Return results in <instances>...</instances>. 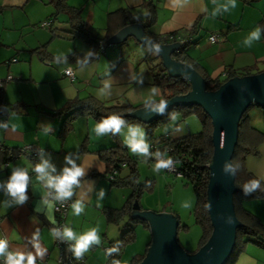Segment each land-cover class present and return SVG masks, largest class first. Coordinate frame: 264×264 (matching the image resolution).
I'll return each mask as SVG.
<instances>
[{"label":"crops","instance_id":"obj_1","mask_svg":"<svg viewBox=\"0 0 264 264\" xmlns=\"http://www.w3.org/2000/svg\"><path fill=\"white\" fill-rule=\"evenodd\" d=\"M63 2L75 15L66 7L57 8L51 0H0V79L9 75L12 77L4 83L2 90L8 114L0 116V123L6 122L8 128L0 127V143L11 147L38 146L41 153L35 163L39 162L42 155L55 166L56 172L53 175L60 173L67 164L65 155L86 168L85 176L80 178V186L73 189L71 204L60 231L65 226L70 227L77 235L97 230L100 243L90 246L82 255L83 262L107 264L104 248L110 242L120 239L122 230L121 225L108 220L105 209L121 208L131 193L124 190L126 186L112 185V174L106 176L107 166L98 151L108 149L117 142L126 148L125 152L129 157L135 159V156H132L123 143L126 127L118 133L117 140L110 134L98 137L93 131L98 122L93 115L79 114L68 118V113L63 109L72 100L86 98L91 103L97 102L105 106L132 105L142 108L145 97L126 99L124 92L130 90L131 95L133 86L136 88L147 83L154 84L153 77L152 81L148 78L149 66L140 68L137 64L138 59L148 63L145 58L152 54H148V48L134 36L128 35L124 40L109 42L104 47L101 43L124 26L139 23L145 34L150 33V36L156 37V41L150 39L159 44L182 42L190 38L191 42L186 44L188 57L185 60L203 77L224 80L232 70L238 76H242L245 70L253 74L260 73L264 71V35L261 28L259 41L253 40L251 46H247L244 40L257 26L260 27L264 17V0H236V6H229L227 12L222 7L227 0H190L187 5L177 8L169 0ZM147 6L153 9L154 17L148 28L145 27ZM215 8L219 12L213 14ZM123 9L133 13L132 21L120 26L121 18L115 19V22L112 19V24L115 23L112 30L115 31L107 35L106 28L111 13ZM74 17L100 42L99 56L87 63H77L78 55L90 53L92 46L82 35H72L71 20ZM45 22L46 26L43 25ZM211 34H216L218 40L209 41ZM37 48L42 49L35 52ZM133 53L134 56L131 55ZM173 54L172 58L175 59ZM13 58L16 60L11 61ZM68 68L74 71V79L63 76V71ZM141 79L143 83H140ZM105 84L111 87L105 88ZM161 97L159 91L156 99ZM65 122L69 124L66 128L63 126ZM134 124L144 128L140 123ZM48 125L51 127L45 133L44 127ZM256 129L264 132V126H257ZM33 164L28 156L16 159L7 170L0 164V238H7L10 251L35 252L33 238L37 234L35 239L46 250L44 257H38L37 260L41 259L45 264H57V238L75 241L63 237L53 238L51 235L50 230L56 229L58 216L53 207L55 223L46 217L47 209L42 200L52 199V196L46 197L48 190L44 188L42 181L36 179V174L32 171ZM244 165L247 171L264 182V141L259 146L258 154L248 156ZM13 167L26 168L30 175L26 192L28 198L23 203H17L2 186ZM126 174L127 169L122 168L118 175L123 178ZM101 188L105 190V194L98 200ZM78 200L84 205L79 216L70 207ZM38 204L40 211H36ZM241 206L258 217L264 228V198L243 200ZM126 217L128 216L121 219V223ZM123 251L119 256L120 263ZM136 256L139 254L133 257ZM252 261L264 264V246L247 243L234 264H251Z\"/></svg>","mask_w":264,"mask_h":264},{"label":"trees","instance_id":"obj_2","mask_svg":"<svg viewBox=\"0 0 264 264\" xmlns=\"http://www.w3.org/2000/svg\"><path fill=\"white\" fill-rule=\"evenodd\" d=\"M63 0H51L53 4L57 8L66 7L72 15H75V12L66 6ZM153 7V6H152ZM148 15L147 22L145 27H149L153 21V9L151 6H147ZM133 17V13L130 10H117L110 15L109 25L106 28V34L109 35L113 33L115 30L113 29L112 19L115 22V19L121 18L122 21L119 23L120 26L131 22ZM72 23V35H82L88 43L91 44L92 50L90 53L78 55L77 59L81 63H87L99 56V40L94 37L91 32L84 28L82 22L76 20L75 17L71 20ZM118 28V27H117ZM116 28V29H117ZM260 28L264 35V17L260 22ZM149 38L153 40H157V38H153L150 36V33L147 34ZM191 39L188 38L186 42L182 43L179 50L174 52L175 59L181 62H184L194 68L189 62H186L187 52V43H190ZM42 49V48H41ZM40 48L35 49V52H40ZM43 51V50H42ZM105 51L103 52V54ZM15 59V58H14ZM149 66L150 73L153 77L154 86L158 87L161 91L163 99H168L176 95H184L186 94L190 86L189 84L181 78H171L168 77L165 73V69L160 64L161 62H156L152 56H147L145 58ZM160 62V63H159ZM195 69V68H194ZM196 70V69H195ZM197 71V70H196ZM198 72V71H197ZM199 73V72H198ZM248 70H245L241 75H252ZM257 74V73H256ZM226 78L224 80H212L210 78H206L201 76L206 83L207 91H214L219 88L221 84L227 81L230 78L238 76L236 71H229L226 74ZM63 76H65L63 74ZM3 98V96H2ZM89 99H75L68 102L67 106L63 109L66 113H68V118H74L79 114H91L93 115L97 121L101 120L103 117H106L110 114H118L122 116L129 124L140 123L146 129V135L148 143L150 144L149 151H157L159 150L162 154L166 153L164 156L172 157L173 160L178 161L176 164L177 171L182 174V178L187 179L192 185L195 192L196 197V205L194 209V215L196 222L202 228V237L199 241V247L205 244L212 232V226L210 223V219L207 212V202H206V189L209 178V168L206 166L207 163L211 162L213 147L211 143L212 136V125L210 118L204 113L201 107L197 105L191 106H177L171 108L164 114L161 118L151 121L149 123L141 122L137 119L128 117L127 114L137 107L132 105H118V106H105L101 103H91L88 101ZM252 107L249 106L247 110L242 114V117L238 123V132H237V143L234 148V154L232 157V163L234 168H236L237 164L240 165L238 171L235 174V186L237 187V191L233 194V204L234 210L237 219L241 222L242 226L239 227L236 231V240L234 248L225 262V264H234L235 260L239 256V254L243 251L244 246L247 243H254L259 246H264V228L254 214L247 211L241 206V202L246 199H261L264 198V192L257 190L250 195H245L241 186L244 182H246L250 178H255L251 172L247 171L245 168V159L248 156H254L258 154L259 146L264 141V132L256 129L250 122V118L248 116V110ZM262 109V108H261ZM264 111V109H262ZM179 113L180 117L184 118L190 114H196L200 118L202 122V129L198 133L189 134L179 138H172L166 134L155 135L154 130L159 124L167 122L170 120L169 113L170 112ZM6 113L8 114V109L6 108ZM70 121V119H69ZM69 125V124H68ZM66 122L63 126L68 127ZM110 136L117 140L118 133L112 134L109 133ZM151 146L153 148H151ZM19 147V146H17ZM126 148L124 146H120L117 142L108 149H101L98 151V155L103 161H105L107 166L106 176L112 174L114 177L111 179V183L114 186H126L131 190L130 196L125 201V204L121 208H108L105 209V214L109 221L112 223L121 225L120 229L122 230L121 238L117 241H112L108 246L104 248H112L113 246L119 247V252H112L107 256V264H113L114 260H119V256L123 247L131 243L134 240V223L144 224L146 228L149 229V226L146 221H142L139 219H131L130 213L132 210L133 202L139 198L141 193L145 188L152 187V180H148L145 183H140L138 174H137V161L134 158L129 157L126 154ZM151 157V156H150ZM17 159V158H16ZM16 159L9 157L7 152H2L0 155V164L4 165L5 169L14 162ZM34 164L36 161H33ZM33 164V165H34ZM122 168L127 169V174L123 178H121L118 174L122 170ZM175 174V173H174ZM29 175V173H28ZM176 175V174H175ZM30 177V175H29ZM262 186H264V182L261 181ZM56 213V212H55ZM57 214V213H56ZM124 216L127 219L121 223V219ZM57 242V240H56ZM149 246V245H148ZM198 247V248H199ZM106 253V252H105ZM146 252L143 255H139L133 257L129 264H137L142 260L145 256ZM83 258V256H82ZM84 261V258H83ZM84 264V262L82 263Z\"/></svg>","mask_w":264,"mask_h":264},{"label":"water","instance_id":"obj_3","mask_svg":"<svg viewBox=\"0 0 264 264\" xmlns=\"http://www.w3.org/2000/svg\"><path fill=\"white\" fill-rule=\"evenodd\" d=\"M128 35L134 36L148 48V54H152L154 60L161 62L159 63L166 70L168 77L181 78L189 84L190 89L186 94L165 99L168 101L167 111L177 106L201 107L211 120L213 147L206 189L207 212L212 226L210 237L195 252L188 253L177 240L178 219L169 212L142 210L135 200L130 218L146 221L151 233L146 254L137 264H225L234 248L236 231L242 224L236 217L233 204V194L237 191L235 176L225 174L222 167L228 162L234 168L232 157L242 114L251 105L264 109V71L235 76L221 84L218 89L207 91L204 79L194 68L172 58V54L180 49L181 42H154L145 34L139 23L124 26L101 45L104 47L109 42H120ZM155 43L159 44L161 49L158 53L154 52L152 47ZM163 115H157L151 109L145 110L144 107L136 108L127 114L128 117L144 123L159 119ZM66 250V262L72 264L69 262V251Z\"/></svg>","mask_w":264,"mask_h":264},{"label":"clouds","instance_id":"obj_4","mask_svg":"<svg viewBox=\"0 0 264 264\" xmlns=\"http://www.w3.org/2000/svg\"><path fill=\"white\" fill-rule=\"evenodd\" d=\"M170 4L174 7H183L190 3V0H169ZM215 2V0H214ZM229 6L234 8L236 6V0H227V3L224 4L223 11L227 12L229 10ZM219 12L218 8L213 10V14ZM260 40V27L257 26L253 31L249 33V35L245 38L244 44L247 46H251V41ZM154 52H160L159 44H153ZM66 59V57H65ZM79 63V61L77 62ZM68 71V70H66ZM140 83H143L141 79ZM105 88H110L109 84L104 85ZM159 95V90L156 87H152L150 89V94L143 100V107L145 110L151 109L152 112L157 115H163L168 109V101L161 98L159 100L156 97ZM146 111V115H147ZM179 113L173 111L169 113L170 124L167 125L164 131L167 130L169 126L175 123L178 119ZM0 127L5 129L8 128V124L6 122L0 123ZM51 126H45L44 132L48 133V129ZM126 127L127 132L123 133V143L127 146L130 152L134 155L140 157H150L155 155L156 160L153 165V172L157 173L162 169H173L178 161H174L172 157L164 158L166 153L162 154L159 150L156 152H150V144L147 142L146 133L143 128L139 124H129L122 116L118 114H110L106 117H103L99 120L93 131L98 137L105 136L109 133H121L122 128ZM64 159L67 161V164L63 166L60 173L53 175L56 172V168L54 165L49 163L47 159H44L41 155L39 162L35 163L32 167V171L36 174V179L38 181L43 182V186L48 191L46 192L47 196H52V199L44 198L42 200V204L46 206V217L47 219L55 223V218L52 214V209L54 204L57 201H66L72 198L74 187H79L81 184L80 178L85 176L86 168L83 165H77L76 162L71 159L70 156L65 155ZM70 165V166H68ZM240 165L237 164L236 168H232L228 162H225L222 171L225 174L235 176L238 171ZM30 177L28 175V170L26 168L13 167L11 170V174L8 179L3 182V187L6 190V193L15 198L17 203H23L27 200V189ZM241 190L245 195H250L251 193L260 190L264 192V186L261 184V178L255 177L250 178L241 186ZM105 190L103 188L100 189L98 200L104 196ZM185 209L191 208L190 201H184L181 205ZM75 215L79 216L80 213L84 210V205L82 201H75L70 206ZM40 205L38 204L36 207V211H40ZM51 235L53 238L63 237L67 240H74L75 243L70 245L74 256L77 259H80L82 255L87 252L92 244H99L100 237L97 234V230L92 229L83 234L77 235L70 227L65 226L63 231L59 229H51ZM37 234H34L33 238V247L35 252L32 251H8L9 242L5 238H0V256L5 258L4 264H36L37 258H43L46 250L41 247L39 240L35 239ZM107 254H111L112 252H119V247L113 246L110 249H107ZM249 259V258H246ZM113 264H120L119 261L114 260ZM251 264H255L254 261Z\"/></svg>","mask_w":264,"mask_h":264},{"label":"rangeland","instance_id":"obj_5","mask_svg":"<svg viewBox=\"0 0 264 264\" xmlns=\"http://www.w3.org/2000/svg\"><path fill=\"white\" fill-rule=\"evenodd\" d=\"M131 55L134 56V53ZM137 64L140 68H144L145 66L147 68L148 66L151 67L150 63L148 64L145 62H140V59L137 60ZM151 75L152 74L149 71L148 78H151L152 81ZM152 87L156 86L148 83L139 85L136 88L133 86L130 93L132 96L129 95V90L128 92H124L125 98H146L150 94V89ZM156 88L158 89V87ZM248 116L250 118L251 124L255 128H257V126L258 128L264 126V111L258 106L253 105L248 110ZM170 123L171 122L169 120L159 124L157 127H155L154 134H166L172 136L173 138H179L189 134L198 133L202 129V122L196 114H190L184 118L180 117L179 115L175 123L169 126L166 131H164L165 127ZM143 130L146 133V129L143 128ZM132 156H135L137 161L136 167L139 182L145 183L148 180H152V187L145 188L137 199L141 209L154 212L174 213L179 221L177 232V240L179 245L188 253L195 252L202 237V228L196 222L194 215L196 197L193 185L187 179L178 177L175 174L166 171V169H162L159 172L154 173L152 169L155 160L151 157L145 158L134 154H132ZM124 190L131 193L130 189L127 187ZM184 201L191 202L192 206L190 209H185L181 206ZM133 230L135 232L136 239L123 247L122 251L124 250V255L122 254L120 264H129L134 255H143L148 248V243L151 240L150 230L138 223L133 225Z\"/></svg>","mask_w":264,"mask_h":264},{"label":"built area","instance_id":"obj_6","mask_svg":"<svg viewBox=\"0 0 264 264\" xmlns=\"http://www.w3.org/2000/svg\"><path fill=\"white\" fill-rule=\"evenodd\" d=\"M47 22H45L43 25L46 26ZM209 41L211 42H215L218 40V37L216 34H211L209 36ZM186 41H182L181 43H184ZM16 59H12L11 61H15ZM68 70V71H66ZM63 74L67 77H69L70 79H74L75 77V74H74V71L71 69V68H68V69H65L63 71ZM11 76H7L6 78L4 79H0V116L2 115H7L6 113V104L5 102L3 101V98H2V90H3V85L6 81L8 80H11ZM151 148H153L151 146ZM2 152H7V154L9 155V157L13 158V159H18L22 156H28L29 158H31L32 161H36L41 153V149L38 147V146H35V145H24V146H20V147H11V146H7L5 145L4 143H0V155ZM156 152V151H153V153ZM151 158H153L154 160H156V156L153 155L151 156ZM165 158V157H164ZM175 161V160H174ZM209 163L206 164V166L209 168ZM166 171L170 172V173H175L176 176L178 177H181L182 174L179 173L177 171V167L175 165V167L173 169H166ZM110 177L112 178L113 175H110ZM53 198V197H51ZM71 204V200H66V201H57L54 205V210L55 212L57 213V216H58V220H57V223H56V229H59L61 230L62 226L64 225L63 224V218L65 217V214H66V211L69 207V205ZM2 238H5V237H2ZM7 239V238H5ZM9 242V241H8ZM57 246L59 248V257H58V261H57V264H67L66 260H67V250L69 251V262H71L72 264H82L83 263V258L81 257L80 259H77L74 254H73V251L70 247V245L74 244V242H69V241H66L62 238H57ZM10 247V246H9ZM8 247V251H10V248ZM107 249L109 248H106L105 249V252L107 254ZM4 260L5 258L3 256H0V262L1 264H4ZM36 264H45L43 260L41 259H38L36 261Z\"/></svg>","mask_w":264,"mask_h":264}]
</instances>
